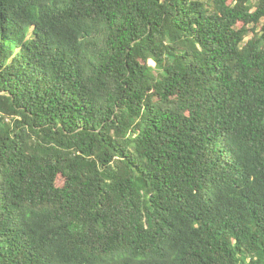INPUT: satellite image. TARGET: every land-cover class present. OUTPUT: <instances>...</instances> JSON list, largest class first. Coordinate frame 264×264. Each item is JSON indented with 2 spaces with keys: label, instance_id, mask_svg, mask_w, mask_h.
<instances>
[{
  "label": "trees",
  "instance_id": "1",
  "mask_svg": "<svg viewBox=\"0 0 264 264\" xmlns=\"http://www.w3.org/2000/svg\"><path fill=\"white\" fill-rule=\"evenodd\" d=\"M0 264H264V0H0Z\"/></svg>",
  "mask_w": 264,
  "mask_h": 264
},
{
  "label": "rangeland",
  "instance_id": "2",
  "mask_svg": "<svg viewBox=\"0 0 264 264\" xmlns=\"http://www.w3.org/2000/svg\"><path fill=\"white\" fill-rule=\"evenodd\" d=\"M60 180H61V181H60V184H61L63 180H62V179H60Z\"/></svg>",
  "mask_w": 264,
  "mask_h": 264
}]
</instances>
